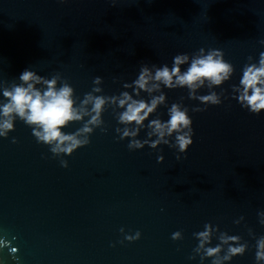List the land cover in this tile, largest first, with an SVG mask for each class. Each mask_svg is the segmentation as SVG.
Instances as JSON below:
<instances>
[{
    "label": "water",
    "instance_id": "1",
    "mask_svg": "<svg viewBox=\"0 0 264 264\" xmlns=\"http://www.w3.org/2000/svg\"><path fill=\"white\" fill-rule=\"evenodd\" d=\"M262 42L264 0H0L4 86L19 84L26 69L47 79L59 74L79 103L96 77L103 95H119L142 66L171 67L176 55L191 57L201 48L223 52L234 68L211 90L221 96L218 106L189 99L186 88L162 87L166 106L145 121L137 139L148 138L150 120L166 122L172 104H183L194 133L184 154L167 145L130 151L108 108L106 131L95 129L89 145L58 158L17 118L14 131L0 137V241L6 243L0 264H212L194 252V233L207 223L248 245L226 264H257L264 112L241 107L232 89L245 65L258 64ZM207 94V87L197 93ZM141 98L149 99L143 92ZM197 107L206 110L192 111ZM178 231L183 239L174 241ZM137 232L140 239H125ZM218 243L214 236L210 246Z\"/></svg>",
    "mask_w": 264,
    "mask_h": 264
},
{
    "label": "clouds",
    "instance_id": "2",
    "mask_svg": "<svg viewBox=\"0 0 264 264\" xmlns=\"http://www.w3.org/2000/svg\"><path fill=\"white\" fill-rule=\"evenodd\" d=\"M60 2L66 3L67 0ZM223 57V52L219 50L211 49L206 53L201 48L191 57L187 54L176 55L171 67L167 64L161 67L152 65L151 68L144 65L138 78L131 84L124 83L123 88L126 90L113 96L102 94L99 85L103 81L96 77L94 87L79 103L74 96V89L67 81H62L59 74L47 79L26 69L19 76V84L13 83L10 87L0 84L5 101L0 102V137L7 138L14 131V123L19 118L33 129L38 143L49 146L54 157L71 156L76 150L90 144L89 137L95 129L106 131L102 116L106 109L111 108L118 123L123 126L117 128L116 132L120 140H130V151L143 149L146 145L153 150L167 145L184 154L193 144L194 133L189 109L183 104H172L166 122L159 117L150 120L147 124V139L141 141L137 137L145 128V121H149L160 106H166V95L162 87L169 90L186 88L189 99L198 100L205 106L220 105L221 96L211 90L228 81L234 73L233 66ZM184 65L188 67L182 71ZM204 87L209 89L210 94L197 95ZM127 89H131L132 93ZM232 90L235 94L233 98L238 99L241 107L256 115L264 112V53L260 54L258 64L250 62L245 65L239 86H233ZM142 92L149 97L147 101L141 98ZM205 110L198 107L192 109L194 112ZM74 123H81L82 126L73 133L63 131ZM173 137L174 143L171 142ZM12 142L16 143V140ZM176 158L179 160L180 156ZM158 162H163V156L158 157ZM60 163L62 167H68L66 160L61 159ZM258 215L260 223L264 224V212ZM249 234L252 235L251 231ZM194 236L199 241L194 249L195 254L201 257V261L211 259L212 264H226L233 257L244 255L248 248L247 243H241L240 237L219 232L218 227L210 223L205 224L204 230L194 233ZM214 236L219 243L212 247L210 245ZM125 239L134 242L140 239V233L126 236ZM172 239H183L182 233H174ZM0 246H6V243L0 241ZM255 259L257 264L264 262V236L256 239Z\"/></svg>",
    "mask_w": 264,
    "mask_h": 264
}]
</instances>
